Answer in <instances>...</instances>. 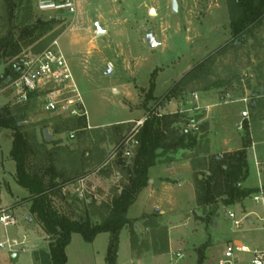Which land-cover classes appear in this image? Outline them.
<instances>
[{
	"label": "rangeland",
	"instance_id": "374dc122",
	"mask_svg": "<svg viewBox=\"0 0 264 264\" xmlns=\"http://www.w3.org/2000/svg\"><path fill=\"white\" fill-rule=\"evenodd\" d=\"M173 1L76 0L77 12L71 15L61 8L62 0H0V40L8 36L13 25L16 26L14 38L21 47L16 57L3 58L0 62V108L25 106L16 103L15 92L9 88V82L18 76L15 66L24 56L43 51L55 39H59L83 97L88 120L48 114L38 100L28 104L22 112L24 133L29 140L36 137L41 143L38 147L30 140L35 151L33 162L45 161L53 154L56 167L66 176L87 177L98 172L96 179L81 186L79 192H65L67 198L72 199L71 203L56 201L66 210L69 209L67 204L73 207L70 212L73 219H83L89 207L94 221L106 218L105 208L128 179L127 168L121 162L123 148L114 154L116 148L129 140L137 122H143L161 97L199 63L220 51L210 65L211 74L207 79L232 82L207 93L196 92L203 101L219 103L227 93L231 94V100L246 93L254 97L264 92V47L260 45L264 40V25L257 31V40L224 50L232 39L230 0H177V13L172 11ZM19 2L22 3L19 16L10 25L11 5ZM38 20L54 23L51 30L35 41L36 37H30L29 31H25ZM97 24L104 32L102 35H98ZM148 34L155 37L158 47L147 46ZM29 42L31 44L26 45ZM152 84V98H148ZM193 96L191 93L172 99L161 104L158 110L163 116L183 114L184 120L173 127L179 131L191 130L199 138L198 145L183 152L178 160H191L189 178L181 186L172 182L166 189L156 188L155 203L139 197L127 214L131 220L140 219L134 226L136 238H132L128 226L123 228L113 261L109 259V233L99 234L92 243L75 233L66 249V264H197L203 248V264H218L229 243L264 251V212L252 197L236 206L219 205L212 223L205 222L210 209L196 204V176L208 169L213 157L228 153H222L227 148L220 143L223 131L221 124L215 123L217 111L213 114V129H209L208 123L203 121L207 112L197 109ZM128 118L140 119L122 125ZM189 118L197 119L196 123L188 125ZM45 132L51 137L47 144L43 143ZM229 134L233 140L231 147H242L244 128L237 130L233 124ZM207 139L213 142L212 155L205 152ZM258 141L262 140L255 142ZM11 148L12 131L1 130L0 180L6 182L0 190V204L4 209L27 194L14 180L16 164L10 158ZM257 154L264 158V142L258 144ZM249 157L251 173L247 184L257 186L259 178L252 152ZM151 204L160 210L150 208ZM9 208L7 212H12ZM94 208H98V212ZM229 212L242 220L241 228L235 227ZM27 213L26 209L21 214L15 213L18 223L6 228L7 232L0 229V242L9 239L21 243L22 235L27 237L25 245L20 246L22 249L17 250L18 260L11 259L9 251L0 249V264H31L34 253L49 249L50 240L42 233L40 223L36 219L26 221ZM251 216L253 221L248 223L246 219Z\"/></svg>",
	"mask_w": 264,
	"mask_h": 264
},
{
	"label": "trees",
	"instance_id": "16d2710c",
	"mask_svg": "<svg viewBox=\"0 0 264 264\" xmlns=\"http://www.w3.org/2000/svg\"><path fill=\"white\" fill-rule=\"evenodd\" d=\"M230 2L232 39L224 46V50L232 47L240 48L250 40H257V31L264 25V0H230ZM21 4L19 2V4L11 5L8 20L10 25L18 18ZM53 23L54 21L38 20L35 26L26 29L25 32L29 31L28 35L35 36L36 41L52 29ZM15 28L16 26L12 25L8 36L0 40V62L3 58L16 57L20 52L21 47L13 34ZM258 43H260L259 40ZM30 44L31 42L26 45ZM260 45L264 47V40ZM219 53L221 54L219 51L216 55ZM216 55L199 63L177 81L148 112L143 125L134 129L130 138L137 142V146L133 149L130 158L125 157L123 149L124 160L121 161L127 168V184L105 208L106 218L101 222L94 221L90 207L86 209L83 219L76 220L71 218L70 212L73 207L71 208L70 204H67L69 208L67 210L56 204L57 200L71 203L72 199L67 198V194L64 193L65 187L77 183L85 176H66L56 167L53 154L45 161H32L35 151L30 140L38 147L41 143L36 137L29 140L23 131L25 115L22 112L28 108V105L21 109H13L10 106L0 108V131H12L10 158L16 163V182L29 193L28 199L24 200V203L30 204L29 221L36 219L42 227V233L50 240L48 250L43 249L39 253H34L36 264H66V249L72 234L75 233L82 235L87 243H92L101 233H109L111 235L109 247L111 261L116 256L118 237L123 228L128 226L132 231V238H136L134 226L140 219L131 220L127 217V213L137 201L140 193L149 185V170L156 165L171 163L175 155L194 148L199 141L195 132L187 129L179 131L173 127L184 120L183 114L163 116L158 110L161 104L186 94L206 93L231 84L230 79H218V82L207 79L211 74L210 65ZM153 90L154 84L150 87L148 98H152ZM196 121L197 119L189 118L187 124L191 125ZM244 130L246 134L243 136V145L240 150L213 157L209 161L208 169L196 176V204L202 209H210L205 220L207 223L214 222L213 218L219 205L236 206L258 192V188L243 187V183L249 176L248 149L252 146L249 127L244 125ZM42 135L43 143L47 144L51 141L47 140L45 133ZM121 145L122 143L116 148L114 154L123 148ZM219 200L221 202H218ZM96 211L98 212V208ZM204 260L203 248L199 251L197 264H203Z\"/></svg>",
	"mask_w": 264,
	"mask_h": 264
},
{
	"label": "built area",
	"instance_id": "2783aa9c",
	"mask_svg": "<svg viewBox=\"0 0 264 264\" xmlns=\"http://www.w3.org/2000/svg\"><path fill=\"white\" fill-rule=\"evenodd\" d=\"M60 7V6H59ZM61 8L73 15L77 12L76 0H62ZM17 78L9 82V88L15 92L16 103L28 105L38 100L43 110L48 114L67 115L69 117H85L88 120V113L85 108L83 97L78 90L71 66L59 43V39L53 40L43 51L24 56L15 66ZM66 92L73 94L67 96ZM195 98L196 95H194ZM243 118L249 119V112L242 113ZM145 120V119H144ZM144 121L138 123L143 125ZM194 129H197L193 125ZM244 125L238 126L243 130ZM73 139L74 136L71 135ZM137 146L132 138L123 144L125 157H131L133 149ZM259 178L258 192L252 195L253 200L262 206L264 212V163L255 162ZM228 216L233 220L235 227H242V220H238L233 212ZM264 221V217L262 218ZM0 223L5 228L17 225V220L7 210H0ZM24 236L21 243L7 239L0 243V249L15 253L26 243ZM180 256V255H178ZM218 264H264V251L250 249L241 243H229Z\"/></svg>",
	"mask_w": 264,
	"mask_h": 264
},
{
	"label": "crops",
	"instance_id": "0c3cea01",
	"mask_svg": "<svg viewBox=\"0 0 264 264\" xmlns=\"http://www.w3.org/2000/svg\"><path fill=\"white\" fill-rule=\"evenodd\" d=\"M193 95H196V97H197L196 98V100H197L196 105L198 106L197 109L202 108V110L207 112V118H205V120H203V121L208 123L207 126L209 129H213V126H214L213 122H212V121H214L213 114L215 113V111H217V115L214 114V116L217 117V121H215V123L221 124L220 130L223 131V132H220L221 133V135L219 136L220 143H222L225 146V148H227L222 153H232V152H236L242 148V147H231L233 144V140L229 134L231 125L234 124V126L237 128V130H239L238 126H240L241 124L245 125V126L247 125L249 127L251 139H252V146H251V148L248 149V163H249V176H250L251 161H250L249 156H250L251 152L253 153L254 165H255L256 161L264 163V158H261L257 154L258 144L260 142L261 143L264 142L263 141L264 140V92L258 93L254 97L246 93V95H243V97H239V98H235V99H231V100L229 99V98H231V94L227 93L226 96L221 98V101L219 103L218 102H209L210 100L203 101L201 98H199V96H197V94H193ZM202 102H203V104H202ZM191 103H192V101H191ZM234 106H237V107L240 106V108H234ZM246 110L249 112V119L243 118V116H242V113ZM255 118H257V119H255ZM139 119L140 118H138V119L128 118V119L122 121L121 124L123 125V124L133 123ZM87 125H88V123H87ZM91 127L92 126H89V128H91ZM203 134L206 135L205 132ZM241 140H242V137H241ZM256 140H262V141H258V143H257V142H255ZM212 146H213V142L211 143V141H208V139H207V148L205 149V152L207 153V155H210V154L212 155V152H211ZM183 152H185V151H182V152L178 153L177 155H175L173 157V160L171 163L156 165L149 170V173H148L149 178H150L149 188H146L145 190H143L142 193L139 195V197L140 196L144 197L146 199V201H148L149 203L151 201H153V203H155L154 198L156 196V188H158L160 186L161 188L166 189L167 187L170 186L169 184L172 182H174L175 184H177L176 182H178V186H181L182 182L189 178V175L191 172V162H190L191 160L190 159L189 160L184 159L183 161H178L179 159L182 158ZM214 154L215 153H213V155ZM183 172H185V173H183ZM15 175H16V166H15V172L13 175L14 180L16 182ZM97 175H98V172L93 173V174L88 175L87 177L81 179L77 183H74L72 185H68L67 187H65L64 193L67 191H72V190L75 192H79L81 190V186H83L85 183H87L89 181H94L96 179ZM257 179H258V177H257ZM247 180L243 183V187L249 188V189L258 188L259 184L257 186L256 185H248ZM4 181L5 180H3V182H2L0 180V190L2 187V183L6 182V181L5 182ZM107 181H110V179H107ZM258 182H259V179H258ZM16 184H17V182H16ZM25 191L27 193L26 196H23L21 198H17L14 201V204L10 206V208L6 207L7 209H4V207L0 204V210L3 209V210L8 211V208H9V210L12 211L10 213H12L14 216L15 213L21 214V212L26 209L28 213L26 216H24L25 218L23 216L22 217L26 221L29 220L30 219V213H29L30 204L24 203V200L28 199L29 193L27 190H25ZM139 197H138V199H139ZM138 199H137V201H138ZM150 208H152L154 210L156 209L157 211L160 210L159 208L157 209V205L153 206V204L150 205ZM14 217L16 218V216H14ZM16 220H17V218H16ZM246 221L248 223H252L253 217L252 216L248 217L246 219ZM17 223H18V220H17ZM23 224L21 223L22 227H24ZM2 228H3L4 233L7 232V230L3 226V224L0 223V229H2ZM24 235L25 234H23L21 237L22 241H23ZM14 238H16V236H14ZM26 252H27V250H23V253H26ZM10 257H11V259L18 260L19 259V253L18 252L12 253L10 255ZM31 264H36L33 256L31 259Z\"/></svg>",
	"mask_w": 264,
	"mask_h": 264
},
{
	"label": "water",
	"instance_id": "95a60500",
	"mask_svg": "<svg viewBox=\"0 0 264 264\" xmlns=\"http://www.w3.org/2000/svg\"><path fill=\"white\" fill-rule=\"evenodd\" d=\"M172 11L174 13H177L178 12V3H177V0H174L173 1ZM97 28H98V35H102L104 32L101 29V27L99 26V24H97ZM146 43H147V46L150 47V48H156V47L159 46V43L156 41L155 37L152 34H148L146 36ZM109 74H111V70H109ZM45 136H46L47 140H50L51 139V137H50V135H49L48 132H45Z\"/></svg>",
	"mask_w": 264,
	"mask_h": 264
},
{
	"label": "bare ground",
	"instance_id": "6f19581e",
	"mask_svg": "<svg viewBox=\"0 0 264 264\" xmlns=\"http://www.w3.org/2000/svg\"><path fill=\"white\" fill-rule=\"evenodd\" d=\"M152 13H154V12L152 11Z\"/></svg>",
	"mask_w": 264,
	"mask_h": 264
}]
</instances>
